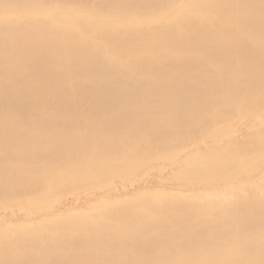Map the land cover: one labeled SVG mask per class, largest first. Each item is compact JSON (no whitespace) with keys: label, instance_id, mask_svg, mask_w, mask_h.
I'll use <instances>...</instances> for the list:
<instances>
[{"label":"bare ground","instance_id":"bare-ground-1","mask_svg":"<svg viewBox=\"0 0 264 264\" xmlns=\"http://www.w3.org/2000/svg\"><path fill=\"white\" fill-rule=\"evenodd\" d=\"M260 110L264 0H0V264H264Z\"/></svg>","mask_w":264,"mask_h":264},{"label":"rangeland","instance_id":"rangeland-1","mask_svg":"<svg viewBox=\"0 0 264 264\" xmlns=\"http://www.w3.org/2000/svg\"><path fill=\"white\" fill-rule=\"evenodd\" d=\"M250 59V58H249ZM251 60H253V59H250V62H251ZM186 93H184V94H177V95H174V98H173V100H174V102H178L179 100H180V97L181 96H184ZM248 97H251V95H248ZM191 108H194V109H196V111L199 109V105L197 104V105H192V107ZM250 108H251V106H250ZM77 110V109H76ZM76 111H74V113H75ZM195 114L196 113H194L193 114V116L192 117H194L195 116ZM258 114L260 115V116H248L246 113H244V112H242V111H240V112H236V114L235 113H233V116H231V117H229V119L227 120V121H225V122H221V123H219V122H217V123H214V124H212L213 126H212V131H219L218 129H228V131L230 132V133H228V136H227V134H222V136L217 140V142H215L214 140H213V137L211 138V134L210 133H207L202 139H201V141L199 142L198 140V142H199V144L197 143V141H196V138H192V139H190V141L189 142H191V143H189L188 145L190 146L191 144H192V148H193V146H199L200 144H202V142H203V144H202V148H205V147H210L211 146V144H212V142H213V144H212V146L213 145H217V143L219 144V143H221L222 144V141L225 139V141H223L224 143H227L229 140H231V138H232V136L235 134H237V133H239V130H240V127H242L245 123H247V122H249L251 125H252V123L253 122H257L258 121V123L260 122L258 119H257V117L258 118H263L264 119V111L263 110H260L259 112H258ZM191 117V118H192ZM252 119V120H251ZM252 121V123L250 122V121ZM257 120V121H256ZM246 121V122H245ZM237 122V123H236ZM242 122H243V124H242ZM61 124H63L64 122H60ZM258 123H254L255 125H257ZM214 125H216L217 127H215ZM222 127H225V128H222ZM259 128L260 127V125L258 124L257 126H254V127H252L251 126V128ZM232 128V129H231ZM256 128L255 129H251L250 130V132L253 134L255 131H256ZM233 129H234V131H233ZM235 130H236V132H235ZM235 132V133H234ZM232 133V134H231ZM234 133V134H233ZM95 136V135H94ZM98 136H100L99 134L97 135L96 134V137H98ZM224 136V137H223ZM210 137V138H209ZM226 137V138H225ZM229 137V138H228ZM94 139H95V137H94ZM207 140L206 142L204 141V140ZM211 140V141H209V140ZM226 139H228V140H226ZM222 140V141H221ZM251 140V142H255L254 140L255 139H250ZM253 140V141H252ZM219 141V142H218ZM193 142V143H192ZM210 142V143H209ZM206 143H207V145H206ZM209 143V144H208ZM223 143V144H224ZM145 144H147V143H145L144 142V145ZM147 146V145H146ZM145 146V147H146ZM180 146V145H179ZM189 146H187L188 148H189ZM175 147H178V145H176V143H175V141H173V142H171L167 147H165L166 148V150H169V151H172ZM195 148V150L196 151H201L202 150V148H201V146H200V148L198 147V148ZM145 149H147V148H145ZM179 149V151H180V147L178 148ZM190 149H191V147H190ZM151 149H149V151H150ZM162 149H159V151H161ZM182 150L183 149H181V151L179 152L178 150L177 151H175V152H173L172 154L171 153H169L168 154V159H167V155H165V157L163 158L164 160L166 159V161H162V160H160V161H158V160H156V158H149V160H147L144 156V158L147 160H145V159H143V158H141V160L143 159L144 161H136L135 162V160H132L133 158H131L130 159V161L128 162V164L130 163V162H132V161H134L133 163H131L130 165H127V166H129L128 167V169L126 170V172L125 173H122V174H120V175H115V177H118V178H115L114 177V179H112V181H113V184H118V183H121V182H132L135 186H136V184L138 183V182H141L143 179H147V178H149V179H153L154 178V180H156L157 181V179H159V177L158 176H160V179L159 180H161V179H163V178H166V179H168V177H169V179H168V181H167V183L169 182V184H170V182L172 183H175L176 181H177V179L176 180H174L173 179V174L176 172L175 170L177 169V163H179L180 161L177 159V156H175L176 154L175 153H177V152H179L178 153V155L179 154H181V153H183L182 152ZM158 151V152H159ZM184 151V150H183ZM263 153H264V151H263ZM147 155V154H146ZM152 154H150V156H151ZM260 155L262 156L261 158H260ZM149 156V155H148ZM170 156V157H169ZM147 157V156H146ZM175 157V158H174ZM136 158V157H135ZM134 158V159H135ZM138 158V157H137ZM257 158H258V161L259 162H257ZM140 159V158H139ZM174 159H177V160H174ZM256 159V161H253V163L255 162L256 164H255V166H260L261 167V169H260V171L262 170V169H264V165H262V164H264V156H263V154H262V152H260L259 154L258 153H256V156L253 158V160H255ZM162 161V162H161ZM179 161V162H178ZM252 161V160H251ZM244 162L245 164H247V163H252V162ZM100 162H102L101 164H105V162L103 161V160H101ZM156 162L158 163V165H159V167H158V165L156 164ZM72 163H73V161H72ZM160 163H161V165H160ZM172 164V165H170V164ZM98 164H100L99 162H98ZM163 164V165H162ZM259 164V165H258ZM170 165V166H169ZM247 165H249V164H247ZM156 166V167H155ZM168 167V169H167V167ZM172 167V168H171ZM159 168V169H158ZM162 168V169H161ZM158 169V170H157ZM165 170V169H167V170H165V172L164 171H162V170ZM160 171V172H159ZM165 173H168V174H166L167 175V177H165ZM173 173V174H172ZM155 174V176H153ZM163 174H164V177H163ZM171 174H172V176H171ZM172 177V178H171ZM120 178V179H119ZM121 178H123V180L121 179ZM129 178V179H128ZM171 178V179H170ZM119 179V180H118ZM141 179V180H140ZM121 180V181H120ZM158 180V181H159ZM114 181H115V183H114ZM117 181V182H116ZM134 181V182H133ZM136 181H137V183H136ZM180 184L183 182V181H178ZM178 182H176V183H178ZM110 184H112V183H110ZM102 185H103V183H101V184H97V185H93L92 187H88V188H80V187H76V189L75 188H73L72 189V203H73V201H76V199L77 200H79L80 199V197L82 198V197H84V195H87L88 193H90V192H92V193H90V194H95L96 192L98 193L99 191H103V190H105V188L103 189V187H102ZM106 185V184H105ZM105 185H103L104 187H105ZM130 185V184H129ZM106 186H108V185H106ZM135 186H133V187H135ZM129 187H131V188H133L132 187V184L129 186ZM128 187V188H129ZM102 188V190H100ZM130 188V189H131ZM155 190H157V189H155ZM157 191H159V190H157ZM100 193V192H99ZM131 196H129L128 197V199L130 198ZM76 198V199H75ZM72 206H73V208H74V204H72ZM75 209V208H74ZM76 210L78 211V209H75L74 211H75V214H76ZM95 210H97V209H95ZM72 212H73V210H72ZM78 213H80V212H78Z\"/></svg>","mask_w":264,"mask_h":264}]
</instances>
